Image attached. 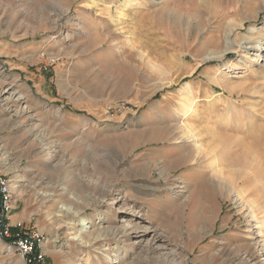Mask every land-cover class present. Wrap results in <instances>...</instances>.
I'll use <instances>...</instances> for the list:
<instances>
[{
	"label": "rangeland",
	"instance_id": "obj_1",
	"mask_svg": "<svg viewBox=\"0 0 264 264\" xmlns=\"http://www.w3.org/2000/svg\"><path fill=\"white\" fill-rule=\"evenodd\" d=\"M257 32L264 0H0V264L18 233L34 264H264Z\"/></svg>",
	"mask_w": 264,
	"mask_h": 264
},
{
	"label": "built area",
	"instance_id": "obj_2",
	"mask_svg": "<svg viewBox=\"0 0 264 264\" xmlns=\"http://www.w3.org/2000/svg\"><path fill=\"white\" fill-rule=\"evenodd\" d=\"M13 200L10 181L6 176L0 172V238L3 240H13L11 227L7 223L10 218L11 204ZM17 238L14 239L13 247L21 255L29 258L28 262L34 264L40 261L43 257L42 254L37 252V244L29 238H26L19 233ZM13 237V238H12Z\"/></svg>",
	"mask_w": 264,
	"mask_h": 264
},
{
	"label": "bare ground",
	"instance_id": "obj_3",
	"mask_svg": "<svg viewBox=\"0 0 264 264\" xmlns=\"http://www.w3.org/2000/svg\"><path fill=\"white\" fill-rule=\"evenodd\" d=\"M181 17V16H180ZM248 20V18H243L242 19V21L240 22V25L238 24V23H236V19H227V27H229L232 31H235L236 29H239L240 27H242V26H244L245 25V22ZM176 22H177V20H175ZM180 21V20H179ZM178 21V22H179ZM238 26H240L239 28H238ZM258 34H259V36H257V37H252V41L254 42V43H258V41H264V37L263 36H260L261 34H260V32H257ZM216 39H215V36L213 35L212 37H211V39H210V41H211V43H214V41H215ZM248 40V39H247ZM264 43L262 42V44H260L259 43V50L261 51V45H263ZM170 61V60H169ZM231 85H230V83L227 81V86L226 85H224L223 87L224 88H227V90L229 91V92H231V93H233V89H231V87H230ZM234 130V129H233ZM186 136H187V134H186ZM182 138V137H181ZM187 138V137H186ZM185 138V139H186ZM188 141V140H187ZM186 145V144H185ZM183 144L180 146V147H182L183 148ZM179 147V146H178ZM253 146H252V144L251 145H248V147H247V149H245L244 151L245 152H248V151H255V149L254 148H252ZM191 153H192V151H191ZM189 151H188V153H183V154H181L180 155V157H178V160L181 162V164H183V165H190L189 163H191L192 161V154H191ZM193 156L195 157V155L193 154ZM196 158V157H195ZM196 159H198V158H196ZM177 160V161H178ZM189 161H191V162H189ZM206 166V168H207V165H205ZM204 166V167H205ZM191 168L193 169V168H196V166L195 165H191ZM213 183V182H212ZM198 188H201L202 189V192L204 193V195L207 197V198H209V199H214V197H215V188L216 187H214L213 185H211V183H209V181L208 180H205V179H203L202 180V182L200 183L199 182V185H198ZM87 220L88 219H82V223H83V225H87L86 226V230H82V229H80L79 231H80V233L82 232H85V234H89L90 232H91V230L89 229V228H91V226H88V222H87ZM82 228V227H81ZM90 230V231H89ZM100 237V236H99ZM98 237V238H99ZM97 237L96 238H94V241L96 242V241H98V240H101L100 238L98 239ZM88 244V243H87ZM97 244V243H96ZM104 252H106L105 254H107V255H105L104 253V258L105 259H108L109 260V262H111V264H114V263H117V262H112V258H111V254L109 253V248H105L104 249Z\"/></svg>",
	"mask_w": 264,
	"mask_h": 264
},
{
	"label": "trees",
	"instance_id": "obj_4",
	"mask_svg": "<svg viewBox=\"0 0 264 264\" xmlns=\"http://www.w3.org/2000/svg\"><path fill=\"white\" fill-rule=\"evenodd\" d=\"M8 242V241H7Z\"/></svg>",
	"mask_w": 264,
	"mask_h": 264
}]
</instances>
